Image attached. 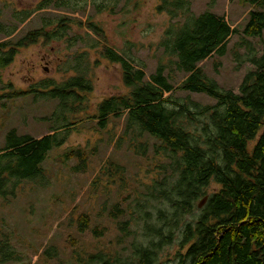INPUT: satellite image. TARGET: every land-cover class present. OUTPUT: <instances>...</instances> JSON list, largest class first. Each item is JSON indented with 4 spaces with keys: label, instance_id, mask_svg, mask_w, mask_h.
I'll return each instance as SVG.
<instances>
[{
    "label": "trees",
    "instance_id": "obj_1",
    "mask_svg": "<svg viewBox=\"0 0 264 264\" xmlns=\"http://www.w3.org/2000/svg\"><path fill=\"white\" fill-rule=\"evenodd\" d=\"M118 1L91 3L96 13L113 12ZM239 1L251 7L242 33L259 36L264 30V0ZM86 2L38 0L29 8H11L13 21L0 20V33L11 36L19 23L40 9L52 6L71 13L83 12ZM154 9L168 17L158 44L168 64L184 74L176 86L160 62L145 78L143 65L134 63L125 51L120 53L108 45L104 29L90 17L82 21L73 15H47L41 16L37 28L0 41V81L1 71L23 47L60 40L67 48L83 42V47L76 46L67 59L66 70L72 74L61 81L42 78L26 89L15 88L9 82L7 90L0 92V106L22 94L37 92V97L57 99L61 110H71L73 102L91 92L88 72L99 63L98 59L118 64L127 92L104 97L89 117L96 119L98 127H104L108 116L124 114L123 134L138 142L135 153L143 155L149 139H154L153 152L165 159L162 175L148 187L149 204L147 200H136L131 211H141L142 216L131 219L142 223L146 242L133 247L135 255L141 256L138 264H151L153 250L170 243L176 235L181 248L177 251L179 264H264V42L260 53L247 46L241 59L252 68L244 74L235 93L220 88L197 65L213 53L222 55L226 51V42L235 29L224 17L208 10L195 14L189 0H157ZM73 25L81 32L70 35ZM89 50L97 54L92 61ZM174 89L205 93L216 102L201 104L187 95L175 96ZM51 117L46 119L53 120L50 133L41 137L20 134L13 128L6 132L0 146V196H13L22 181L46 183L41 162L82 120H70L63 113L58 118L55 111ZM86 158L78 147L62 155L63 160H77L75 171L84 169ZM203 196L204 203L197 207ZM112 209L113 216L124 212L115 204ZM195 209L198 214H192ZM88 222V216L80 213L77 230H85ZM124 224L119 228L126 236L129 233ZM18 256L8 236L3 235L0 261L16 260ZM41 256L46 260L57 257L55 247H46ZM107 263L104 255L95 253L82 264Z\"/></svg>",
    "mask_w": 264,
    "mask_h": 264
},
{
    "label": "rangeland",
    "instance_id": "obj_2",
    "mask_svg": "<svg viewBox=\"0 0 264 264\" xmlns=\"http://www.w3.org/2000/svg\"><path fill=\"white\" fill-rule=\"evenodd\" d=\"M37 1L0 0V20L13 21L11 8H29ZM189 2L195 14L211 11L223 16L235 29L226 42L224 54L213 53L197 65L220 88L237 93L244 74L252 68L249 62L241 59L242 55L246 53L247 46L260 53L264 30L259 36L250 37L242 33L251 7L239 0ZM156 3L157 0H119L113 12L98 13L91 0H87L83 12L71 13L65 8L50 6L33 12L18 24L11 36L0 33V41L17 38L37 28L41 16L73 15L82 21L90 17L104 29L108 45L120 53L125 51L134 63L143 65L145 78L160 62L165 64V72L176 86L184 74L172 68L162 55L158 40L168 17L155 11ZM80 32L73 25L69 34ZM76 46L82 48L83 42L68 48L63 40L23 47L1 71L0 92L7 90L9 82L15 88L26 89L42 78L51 77L56 81L67 78L72 72L66 70V62ZM88 56L92 61L97 54L89 50ZM98 60L99 63L88 72L91 92L84 99L73 102L71 110H61L57 99L37 97V92L22 94L5 101L4 107L0 106V146L11 128L34 138L50 133L53 120L46 119L53 118L51 114L54 111L59 114L58 118L61 113L70 120L82 118L65 133L63 143L53 146L41 162L46 174L45 184L22 181L13 196H0V238L8 236L10 245L19 255L16 260L0 261V264H82L88 255L95 253L104 255L107 264H138L141 260L133 247L146 243L142 237V223L131 218L142 214L138 209L135 214L131 211L136 200H147L145 202L149 204L146 199L148 187L162 175L160 169L165 159L160 153L153 152L154 139H149L143 155L135 153L138 142L130 140L129 134H123L124 114L108 116L104 127H98L96 119L89 117L95 110V104L104 97L127 92L121 81L119 65L105 59ZM173 95H187L201 104L216 102L205 93L174 89ZM76 147L87 156L82 171L73 169L76 168V159H62L64 151ZM114 204L124 212L113 216ZM80 213L89 218L88 226L82 232L76 225ZM192 214H198V209ZM123 223L124 230L129 233L126 236H123L126 232L119 228ZM51 245L55 247L57 257L46 260L41 253ZM180 249L176 235L170 243L153 250L151 264H179L177 251Z\"/></svg>",
    "mask_w": 264,
    "mask_h": 264
},
{
    "label": "water",
    "instance_id": "obj_3",
    "mask_svg": "<svg viewBox=\"0 0 264 264\" xmlns=\"http://www.w3.org/2000/svg\"><path fill=\"white\" fill-rule=\"evenodd\" d=\"M205 199H206V196H203V197L198 201V203H197V207H200V206L204 203Z\"/></svg>",
    "mask_w": 264,
    "mask_h": 264
}]
</instances>
